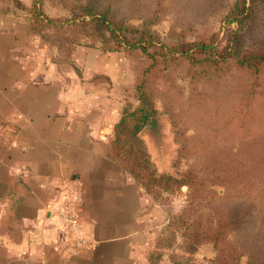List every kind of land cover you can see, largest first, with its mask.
Wrapping results in <instances>:
<instances>
[{
	"label": "rangeland",
	"instance_id": "rangeland-1",
	"mask_svg": "<svg viewBox=\"0 0 264 264\" xmlns=\"http://www.w3.org/2000/svg\"><path fill=\"white\" fill-rule=\"evenodd\" d=\"M0 17L59 65L88 45L129 62L124 106L151 110L168 135L152 153L140 137L151 118L139 131L145 169L133 122L121 130L163 217L153 264H264V0H0ZM230 216L242 225L216 248L204 232Z\"/></svg>",
	"mask_w": 264,
	"mask_h": 264
},
{
	"label": "crops",
	"instance_id": "crops-1",
	"mask_svg": "<svg viewBox=\"0 0 264 264\" xmlns=\"http://www.w3.org/2000/svg\"><path fill=\"white\" fill-rule=\"evenodd\" d=\"M4 20L0 264H151L163 217L111 158L114 128L131 91L129 62L88 45L75 48L68 66L59 65L30 49L17 24ZM71 184L81 188L76 212L83 232L96 242L76 252L66 251L56 218Z\"/></svg>",
	"mask_w": 264,
	"mask_h": 264
},
{
	"label": "trees",
	"instance_id": "trees-1",
	"mask_svg": "<svg viewBox=\"0 0 264 264\" xmlns=\"http://www.w3.org/2000/svg\"><path fill=\"white\" fill-rule=\"evenodd\" d=\"M235 10V7L232 8L231 12ZM241 11H244V8H242ZM103 19V18H102ZM99 20V23H103V20ZM68 22V21H67ZM66 23V22H65ZM135 47V44H132L131 47ZM141 50L145 51V48H142L140 44L138 45ZM206 46L203 45L202 48H205ZM260 61H264V55L261 57ZM147 70H142L141 75L144 76L145 72ZM142 83V82H141ZM138 83L136 84V91L140 94L138 95L139 100L142 97V84ZM154 113L150 110H147L144 106H140L135 110H130L129 106H124L123 110L121 112V115L119 117L118 122L115 125L114 128V136L111 141V158L113 161H115L117 164H119L124 170L129 172L133 178L137 181V183L142 187V188H147V184L143 180L144 174L140 171L137 170L135 171L133 168L129 167L127 164H125L124 159H125V151L123 150V145H121V130L124 129L126 126H128L129 121L133 122V127L132 131L130 133V139L133 141V145H137L138 148L135 150L137 154L141 157L139 160L138 164L144 165L145 169H148V166L150 165V160L148 157V153L145 149L144 144L138 137L139 131L142 129V127L145 125V123L153 116ZM125 156H124V155ZM165 177H160V180H163ZM171 179V177H167V180ZM242 225L241 221H238L236 218H233L230 216V220H222V219H217L215 222V227H209L208 231H205V235L209 234L210 239L214 241L215 247H219L222 245V243H225L224 239L226 238L225 236L227 235V230L226 226L230 227L231 230H238ZM196 237V235L194 236ZM157 248L153 252L156 251ZM152 252V253H153ZM152 253L149 256V261L151 264H153L152 260ZM231 259H234V257H230ZM254 259V258H253ZM252 259V260H253ZM252 264V262L250 263Z\"/></svg>",
	"mask_w": 264,
	"mask_h": 264
},
{
	"label": "built area",
	"instance_id": "built-area-1",
	"mask_svg": "<svg viewBox=\"0 0 264 264\" xmlns=\"http://www.w3.org/2000/svg\"><path fill=\"white\" fill-rule=\"evenodd\" d=\"M81 200V188L71 184L64 190L61 202L56 212L59 231L63 235L66 251L76 252L93 248L96 242L84 232L76 212V206Z\"/></svg>",
	"mask_w": 264,
	"mask_h": 264
},
{
	"label": "water",
	"instance_id": "water-1",
	"mask_svg": "<svg viewBox=\"0 0 264 264\" xmlns=\"http://www.w3.org/2000/svg\"><path fill=\"white\" fill-rule=\"evenodd\" d=\"M167 136L163 131L161 118L159 117L151 118L140 133V137L147 138L150 141L153 153H155V150H159V146L163 145V141L166 140Z\"/></svg>",
	"mask_w": 264,
	"mask_h": 264
}]
</instances>
